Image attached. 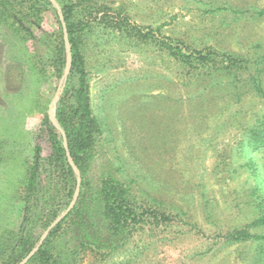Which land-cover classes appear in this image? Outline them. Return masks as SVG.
I'll use <instances>...</instances> for the list:
<instances>
[{
    "label": "rangeland",
    "instance_id": "obj_1",
    "mask_svg": "<svg viewBox=\"0 0 264 264\" xmlns=\"http://www.w3.org/2000/svg\"><path fill=\"white\" fill-rule=\"evenodd\" d=\"M56 2L36 34L49 41L69 8L84 26L76 36L99 124L87 201L53 239L62 264H264V240L231 236L264 235V0ZM46 47L0 24V237L22 222L18 193L35 161L48 182L52 101L62 135L56 108L70 67L43 73L36 54L46 59ZM106 182L130 207L118 232ZM57 197L63 218V183Z\"/></svg>",
    "mask_w": 264,
    "mask_h": 264
},
{
    "label": "trees",
    "instance_id": "obj_2",
    "mask_svg": "<svg viewBox=\"0 0 264 264\" xmlns=\"http://www.w3.org/2000/svg\"><path fill=\"white\" fill-rule=\"evenodd\" d=\"M51 5H53L51 0H0V24L19 35L25 42L32 41L35 44L40 42L47 46L46 59L43 55L36 54L39 59L38 66H41L43 73L48 70L47 64H50L57 77H60L66 65L69 64L70 74L57 103L56 118L66 134L69 155L78 167L83 182L75 206L52 226L62 210L60 209L61 201L57 197L60 184L63 183L68 188L69 205L77 187L78 174L68 159L61 133L50 122L49 115L46 113L43 123L49 128L53 145V154L47 159L50 168L48 182L42 178V173L39 172L40 164L35 161L30 168L24 187L18 193L19 200L23 202L22 222L17 231L6 229L0 237V264H18L27 257L39 241L38 249L26 264H62L59 255L55 254L53 239L60 234L59 231L65 224L70 225L78 219L89 194L85 173L97 145L99 124L90 107L85 59L76 36V33L84 26L76 27V23L71 21L69 8L63 11L66 31L60 12L57 11L59 29L50 33L49 41H46L45 35L38 37L36 32L44 30L42 24L45 12ZM45 34L48 33L45 32ZM103 191L106 206L115 218V221L111 222V227L113 231L118 232L127 221L125 217L128 216L127 211H130L129 203L123 194L124 189L122 191V186L119 184L106 182ZM262 222L264 218L255 223ZM50 225L48 235L41 241L42 232ZM38 231H41L39 237ZM231 236L238 240L250 238L264 240V235H252L246 230L234 232Z\"/></svg>",
    "mask_w": 264,
    "mask_h": 264
},
{
    "label": "water",
    "instance_id": "obj_3",
    "mask_svg": "<svg viewBox=\"0 0 264 264\" xmlns=\"http://www.w3.org/2000/svg\"><path fill=\"white\" fill-rule=\"evenodd\" d=\"M53 4L56 5V7L58 6L56 0H51ZM58 8V7H57ZM60 18L62 20V24H63V27H64V30L66 31V22L64 20V15L62 13H60ZM55 104V101H52L51 105H50V108H49V111H48V115L49 116H52L53 115V106ZM61 132H62V135H63V138H64V147L66 149V152H67V156L70 157L69 155V149H68V146H67V137H66V134L65 132L61 129ZM70 163L73 165L74 168H76L74 162L70 159ZM80 181H81V176L79 175L78 176V184H77V191H79V188H80ZM76 202V198L70 203L67 211H66V214L71 210V208L73 207V205L75 204ZM62 217H58L53 223H52V226H54L57 222L60 221ZM48 232H45L44 235L42 236L41 238V241L44 240V238L46 237ZM33 255V252H30L27 257L20 263V264H26L29 259L32 257Z\"/></svg>",
    "mask_w": 264,
    "mask_h": 264
}]
</instances>
